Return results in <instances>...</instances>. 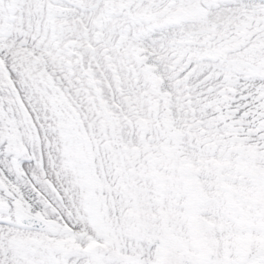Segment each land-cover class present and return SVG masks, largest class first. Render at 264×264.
I'll return each instance as SVG.
<instances>
[{
  "label": "snow or ice",
  "instance_id": "snow-or-ice-1",
  "mask_svg": "<svg viewBox=\"0 0 264 264\" xmlns=\"http://www.w3.org/2000/svg\"><path fill=\"white\" fill-rule=\"evenodd\" d=\"M0 264H264V0H0Z\"/></svg>",
  "mask_w": 264,
  "mask_h": 264
}]
</instances>
